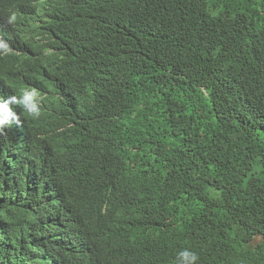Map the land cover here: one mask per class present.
I'll return each instance as SVG.
<instances>
[{
  "label": "trees",
  "instance_id": "obj_1",
  "mask_svg": "<svg viewBox=\"0 0 264 264\" xmlns=\"http://www.w3.org/2000/svg\"><path fill=\"white\" fill-rule=\"evenodd\" d=\"M16 7L54 51L0 57L46 96L0 133V264H264V0Z\"/></svg>",
  "mask_w": 264,
  "mask_h": 264
},
{
  "label": "clouds",
  "instance_id": "obj_2",
  "mask_svg": "<svg viewBox=\"0 0 264 264\" xmlns=\"http://www.w3.org/2000/svg\"><path fill=\"white\" fill-rule=\"evenodd\" d=\"M18 0H0V5L10 11V16L6 22V27L10 31L9 39L5 40L0 37V57L5 60L6 55L16 54L19 56L14 61L15 66L31 67V60L43 61L45 55L51 54L54 51L52 40L49 34L45 31L39 20H31L32 13L16 7ZM33 4L53 8L58 0H26ZM27 40L35 48V51L29 52L25 50L26 55L23 56V50L20 48L19 42ZM52 46V47H51ZM46 99L39 89L35 87H22L19 89V95H12L4 99L0 94V133H3L6 127L13 123L19 124L21 115L17 114L10 105H18L23 109L28 117L33 119L39 118L41 115V105ZM199 256L185 248L178 252L176 256L177 264H196Z\"/></svg>",
  "mask_w": 264,
  "mask_h": 264
},
{
  "label": "rangeland",
  "instance_id": "obj_3",
  "mask_svg": "<svg viewBox=\"0 0 264 264\" xmlns=\"http://www.w3.org/2000/svg\"><path fill=\"white\" fill-rule=\"evenodd\" d=\"M257 240H259V238Z\"/></svg>",
  "mask_w": 264,
  "mask_h": 264
}]
</instances>
